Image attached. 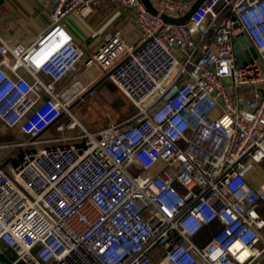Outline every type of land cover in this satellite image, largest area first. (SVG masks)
Masks as SVG:
<instances>
[{
    "label": "built area",
    "instance_id": "obj_1",
    "mask_svg": "<svg viewBox=\"0 0 264 264\" xmlns=\"http://www.w3.org/2000/svg\"><path fill=\"white\" fill-rule=\"evenodd\" d=\"M102 1L42 0L41 31L0 34V122L31 136L11 146H36L0 167V264H264V0H205L177 24L161 13L192 1H151L152 14L142 0H109L138 38L106 33L84 55L63 19ZM241 34L257 53L242 66ZM80 62L107 71L133 113L70 132V107L93 95ZM65 115L55 130L67 134L43 135Z\"/></svg>",
    "mask_w": 264,
    "mask_h": 264
},
{
    "label": "crops",
    "instance_id": "obj_2",
    "mask_svg": "<svg viewBox=\"0 0 264 264\" xmlns=\"http://www.w3.org/2000/svg\"><path fill=\"white\" fill-rule=\"evenodd\" d=\"M41 1L2 0L0 4V34L6 30L14 29L16 32L23 33V36L29 39L35 33L41 31L48 22L47 12ZM190 1L194 2L195 0ZM63 25L85 55H90L96 50L106 33L122 30L123 36L127 40L131 41L138 38V31L133 21L128 18L126 12L109 0H103L88 17L82 18L76 14L65 16ZM74 72L84 84H90L91 86L99 81L103 74L98 66L84 67L81 62L76 65ZM42 77L47 80L46 76ZM75 91V88H70L67 91L68 96H72ZM47 130L43 135L47 134ZM9 133L10 135L14 134L19 139L11 140ZM24 136L26 135L20 133L17 129L5 128L0 122V163L15 155L16 152H11L12 147L15 146L11 145L12 143L27 141Z\"/></svg>",
    "mask_w": 264,
    "mask_h": 264
},
{
    "label": "rangeland",
    "instance_id": "obj_3",
    "mask_svg": "<svg viewBox=\"0 0 264 264\" xmlns=\"http://www.w3.org/2000/svg\"><path fill=\"white\" fill-rule=\"evenodd\" d=\"M107 73V71H103L101 79H99V81H97L92 86L93 95L85 92L83 95L75 99V102L72 104L69 110L77 118L79 125H77V127L70 132L78 135L82 132V127L89 131L101 129L108 125L111 120L118 121L128 117L133 113L134 107L132 106L131 102L128 100L125 94L121 93L108 79ZM69 79L70 76H66V78L55 85V89L66 86V84L69 82ZM240 93L245 95L247 98L252 96V93L250 92L245 93L244 91H241ZM68 117V115H65L61 117L56 123L49 126L45 136L58 137L63 134H67V132H57L55 130V125L57 123H65ZM9 136H11V140L19 139V137L15 136L14 134L10 135L9 133ZM24 138L29 141L31 136H24ZM35 148V145H30L26 148L19 146L12 147L11 152H16L14 153L15 155L10 156V158L8 157L0 164H4L3 168L6 169V167L12 162L13 158L16 157L23 149L30 150ZM128 168H130L134 173L138 172V170H136L134 167ZM150 171L151 170L143 171L142 174H147ZM261 235L264 238V229L261 230ZM13 258L14 256L11 254L10 259L12 260Z\"/></svg>",
    "mask_w": 264,
    "mask_h": 264
},
{
    "label": "water",
    "instance_id": "obj_4",
    "mask_svg": "<svg viewBox=\"0 0 264 264\" xmlns=\"http://www.w3.org/2000/svg\"><path fill=\"white\" fill-rule=\"evenodd\" d=\"M0 0V4H1ZM205 0H195L191 6L189 7V9L182 15L177 16V17H171L166 15L165 13H161V17H163V19L166 22H170V23H182L185 22L186 20H188L190 17V15L195 11V9ZM144 6L152 13V14H156L157 10L156 8L153 6L151 0H142ZM234 51L237 55V60H238V64L240 66L244 65L246 63V59L245 57L247 55H251L252 57H256L257 53L254 51L253 47L250 46V40L247 37L246 34H241L236 36L235 38V43H234ZM4 164H0V167H3Z\"/></svg>",
    "mask_w": 264,
    "mask_h": 264
},
{
    "label": "trees",
    "instance_id": "obj_5",
    "mask_svg": "<svg viewBox=\"0 0 264 264\" xmlns=\"http://www.w3.org/2000/svg\"><path fill=\"white\" fill-rule=\"evenodd\" d=\"M126 118V117H125ZM123 118V119H125ZM123 119H120L118 121H121ZM258 212L260 213V215L264 218V200L260 201V204L258 206ZM214 225L213 226H208L206 228H204L200 234H198L195 238L194 241L197 244H201L202 242H204L205 239H207L211 233L214 231Z\"/></svg>",
    "mask_w": 264,
    "mask_h": 264
}]
</instances>
